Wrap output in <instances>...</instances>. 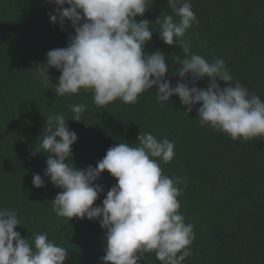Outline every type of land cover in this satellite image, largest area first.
<instances>
[{
  "label": "trees",
  "instance_id": "1",
  "mask_svg": "<svg viewBox=\"0 0 264 264\" xmlns=\"http://www.w3.org/2000/svg\"><path fill=\"white\" fill-rule=\"evenodd\" d=\"M189 2L198 20L183 37L191 51L210 63L223 59L232 83L240 82L264 101V0ZM55 9L47 0H0V208L16 211L20 224L14 230L30 242L35 234L47 233L69 252L65 264H101L105 231L98 220L56 216L50 203L60 189L44 176L47 154L33 155L46 134L48 117L63 114L72 119L70 106L82 103L86 111L81 121H66L78 136L71 146V163L78 169L94 167L118 143L137 146L140 133L174 142V158L167 164L157 162L163 175L181 181L179 211L185 223L193 225L192 255L182 264H264V140L242 143L202 128L196 119L199 105L187 114L173 96L161 107L155 86L135 104L116 100L97 107L92 92L83 89L56 97L60 72L48 69L46 82L39 77L40 67L47 64L49 50L67 46L74 31L67 21L63 30L50 23ZM164 15H174L166 0H152L136 20L152 23L153 35L144 51L165 55L170 68L165 78L175 86L179 78L171 71L179 67L175 57L183 55L178 46L159 38L155 20ZM207 85V79L196 84ZM35 174L41 175L44 187H33ZM95 183L103 186L93 205L99 206L116 180L104 172ZM138 264L160 262L149 253Z\"/></svg>",
  "mask_w": 264,
  "mask_h": 264
},
{
  "label": "clouds",
  "instance_id": "2",
  "mask_svg": "<svg viewBox=\"0 0 264 264\" xmlns=\"http://www.w3.org/2000/svg\"><path fill=\"white\" fill-rule=\"evenodd\" d=\"M56 5L50 23L61 30L69 22L74 35L63 48L46 54L47 64L40 67L39 77L49 82L48 69L60 72L55 85L56 97L91 91L97 107L116 100L135 104L138 97L155 86L161 107L176 96L185 113L197 108L202 128L222 132L233 141L247 143L254 138L264 140V101L249 93L233 77L223 59L211 63L191 51V43L183 39L198 20L189 0H166L174 15L160 16L159 38L165 45L178 46L183 59L175 57L179 67L171 71L179 78L175 86L166 79L170 72L166 57L160 51L147 54L144 46L152 38L150 21L142 17L152 0H47ZM68 5V7H63ZM178 17V19H175ZM206 47V46H205ZM207 79L206 88L196 86ZM219 82L226 87L221 88ZM72 119L81 121L84 104L70 106ZM63 114L46 120V134L39 138L33 155L47 154L44 176L60 191L52 211L58 217L98 220L105 231L101 264H138L145 254L153 253L160 264H182L192 255L193 225L185 223L178 197L182 195L179 178L163 175L158 160L167 164L174 158V142L158 141L151 133L138 136L137 146L118 143L110 147L93 167L78 169L71 163V146L76 132L66 125ZM44 129V130H45ZM107 172L116 180L99 206H93L103 192L95 183ZM35 188L44 187L41 175L32 178ZM20 220L15 210L0 208V264H65L69 252L37 233L28 239L14 229ZM179 254V255H178Z\"/></svg>",
  "mask_w": 264,
  "mask_h": 264
}]
</instances>
